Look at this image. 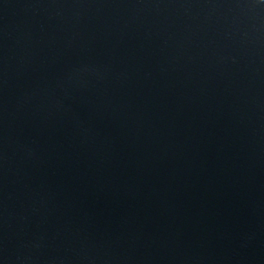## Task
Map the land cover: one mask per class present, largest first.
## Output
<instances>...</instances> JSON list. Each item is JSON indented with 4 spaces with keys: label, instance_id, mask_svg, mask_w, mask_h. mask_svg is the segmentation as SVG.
<instances>
[{
    "label": "water",
    "instance_id": "1",
    "mask_svg": "<svg viewBox=\"0 0 264 264\" xmlns=\"http://www.w3.org/2000/svg\"><path fill=\"white\" fill-rule=\"evenodd\" d=\"M0 264H264V0H0Z\"/></svg>",
    "mask_w": 264,
    "mask_h": 264
}]
</instances>
